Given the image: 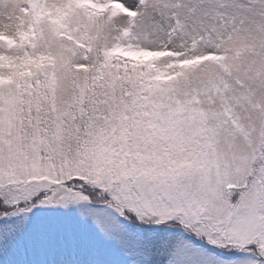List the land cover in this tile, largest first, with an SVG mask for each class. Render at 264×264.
<instances>
[{"label": "snow or ice", "instance_id": "1", "mask_svg": "<svg viewBox=\"0 0 264 264\" xmlns=\"http://www.w3.org/2000/svg\"><path fill=\"white\" fill-rule=\"evenodd\" d=\"M0 264H264V0H0Z\"/></svg>", "mask_w": 264, "mask_h": 264}]
</instances>
